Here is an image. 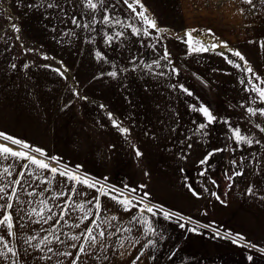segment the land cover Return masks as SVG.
<instances>
[{"label":"snow or ice","instance_id":"6c2138e0","mask_svg":"<svg viewBox=\"0 0 264 264\" xmlns=\"http://www.w3.org/2000/svg\"><path fill=\"white\" fill-rule=\"evenodd\" d=\"M12 3L24 15L40 12L48 20L46 28L53 33L52 39L58 44H71L72 38L80 39L81 34L91 33L83 34L82 39L89 45L96 63L101 67L92 79L108 77L116 81L126 93L124 100L133 108L136 105L129 80L132 74H137L136 78L144 81L142 87L146 95L152 94L153 82L158 84L161 78L166 81L167 89L182 91L190 97L194 95L192 88L179 80L182 70L173 63V53L167 46L166 35L174 37L185 46L182 50L185 57L193 53L214 52L218 46H224L227 54L220 52L219 55L234 68L240 69L243 65L247 73L237 77L240 91L245 93L244 97L237 105H229L241 109L239 121H233L231 115L215 113L199 97H196L198 104L189 103L187 108L200 113L202 117L199 121L192 120L196 133L202 139L209 136L210 125L223 123L227 130L225 141L231 142L232 152L240 154L230 162L234 167L225 169L224 176L228 184L223 193L203 182L202 191H198L190 182L187 187L195 198H201L207 193L220 203L227 204L225 197L228 190L237 186L234 178L244 177L247 165L253 164V180H249L242 194L264 202V167L261 166L264 165V153L254 148H264V73L252 66L241 49L232 47L228 40L216 36L211 27H187L182 30V34H177L159 25L144 0H12ZM241 4L247 7H238L236 11L240 14H259L255 12L258 7L256 0H241ZM259 7L264 11V0H259ZM3 11V5L0 4V14ZM14 19L19 21V17L7 15L10 29L17 34L15 40L21 42L22 52L55 61L56 57L44 51L43 46L29 47L22 40L18 35L22 26L19 22L11 23ZM97 23L99 29L95 27ZM69 24L75 27H67ZM59 25L65 27L60 29ZM77 30H80V34ZM206 34H211L212 40L216 42L206 40ZM96 36L102 40L104 49L114 53L118 50L120 63L105 50L96 47ZM3 39L4 36H0V40ZM248 43H257L264 48V36L253 37ZM142 49H150L155 58L146 59V51ZM16 59L13 57V62H10L11 70L18 69ZM32 66L54 70L60 77L67 79L68 69L62 59L58 61V66L53 63L37 65L36 60L31 58L19 63V68L23 70ZM104 66H107L106 70ZM198 78L205 85L209 83L202 76ZM71 93L63 109L73 105V97L85 101L89 99L86 95L82 96L77 87H72ZM98 108L104 110L111 126L130 144L135 156L142 157L141 147L131 136L133 128L139 127L135 113L121 117L105 103H100ZM155 108L159 110L162 105L155 103ZM171 116L173 124L169 128V139L178 131L175 119L179 113L172 110ZM125 120L129 123L125 124ZM158 123L163 125L164 121L158 120ZM105 126L101 123V127ZM252 129L258 130L259 138ZM143 135L152 139L159 138L158 132L152 130V125L145 126ZM194 135L188 129L179 144L191 150L193 144L189 141ZM245 146L250 149L247 154L242 151ZM224 150L223 147H206L202 158L197 161L201 166L199 176L206 177L216 187L219 182L208 173L214 155ZM176 155L187 159L183 150ZM0 160H3L0 163V177L6 181L0 182V264H160V255L167 257L166 264H192L187 257L177 262L178 244L163 249V245L170 240L167 229L161 227L163 221L175 222L180 229H188L193 233L210 230L215 237L231 239L234 244L254 249L264 260V245L247 239L241 232H233L231 229L222 232L223 226H217L215 220L205 223L191 214H185L183 209L169 207L155 200L150 191L144 190L146 185L142 183H109L107 176L96 177L85 170L83 164L65 161L61 155L49 154L43 146L3 130H0ZM10 160L13 163H9ZM180 171L183 173L185 169L181 168ZM184 179L187 181L188 177ZM257 179L259 184L254 182ZM204 214L207 215V209H204ZM247 260L256 264L252 252L247 255Z\"/></svg>","mask_w":264,"mask_h":264},{"label":"rangeland","instance_id":"374dc122","mask_svg":"<svg viewBox=\"0 0 264 264\" xmlns=\"http://www.w3.org/2000/svg\"><path fill=\"white\" fill-rule=\"evenodd\" d=\"M144 3L155 15L159 25L177 34H182V30L187 27L213 28L216 36L228 40L232 47L241 49L252 66L258 72L264 73V48L257 43H248L253 37L264 36V11L259 7V0H256L258 7L255 9L259 14L247 16L236 11L240 6L247 7L241 4V0H144ZM0 4L4 10L0 14V36H4V39L0 40V130L43 146L49 154H59L65 161L83 164L84 169L94 176H107L109 183H142L146 185L144 190L150 191L155 200L169 207L183 209L185 214H191L193 209L194 212L207 209L210 219L232 227L233 232H240L243 223L242 227L248 225L253 230L258 226L256 233L261 231L264 235V202L242 194L249 180H253V164L247 165L244 177L234 178L237 186L228 190L225 197L227 204L220 203L207 193L201 198H195L187 187L190 182L198 191H202L203 182L213 190L223 193L228 184L224 176L225 169L234 167L230 162L240 154L232 152L231 142L225 141L227 130L223 123L210 125L209 136L202 139L192 123L193 119L199 121L202 117L200 113L187 108L189 103L198 104L196 97H199L200 101L210 106L215 113L231 115L233 121H239L241 109L229 105H237L244 97L245 93L240 91L237 77H243L247 73L243 65L240 69L234 68L219 55L220 52L227 54L224 46H218L214 52L193 53L185 57L182 52L185 46L174 37L166 35L167 46L173 53V63L182 70L179 80L190 86L194 95L190 97L182 91L173 92L167 89L163 78L158 84L153 82L152 94L146 95L142 87L144 81L137 79V74H132L129 80L133 102L136 105L133 108L124 100L126 93L116 81L108 77L92 79L101 67L96 63L89 45L82 39L83 34L92 35L91 33H83L80 39L72 38L71 44L61 45L52 39L53 33L46 28L48 20L40 12L24 15L12 0H0ZM8 14L19 17V21L14 19L11 23L21 24L22 30L18 35L29 47L43 46V50L55 56L56 60H46L37 54L22 52L21 42L15 40L17 34L13 33L7 21ZM59 27L63 29L65 25ZM67 27L75 26L69 24ZM95 27L99 29V23ZM77 32L80 34V30ZM204 38L216 42L212 40L211 34H206ZM96 39V47L105 50L111 58L117 59L118 63L121 62L118 50L114 53L104 49L100 37L96 36ZM142 51H146V59L155 58L150 49ZM13 57L17 58V70L10 69ZM29 58L36 60L37 65L53 63L57 66L58 61L62 59L67 65V79L60 77L54 70L39 66H32L28 70L20 69L19 63ZM232 58L238 59L235 56ZM104 68L106 70L107 66ZM200 76L209 83L205 85L198 78ZM72 87H77L81 95H86L89 99L85 101L73 97V105L63 109V104L72 95ZM100 103L107 104L110 110L121 117L135 113L139 127L133 128L131 136L141 147L142 157H136L130 144L111 126L104 110L98 108ZM155 103H160L162 108L156 109ZM172 110L179 113V117L175 119L178 131L169 139V128L173 124ZM158 120H163L164 124L160 125ZM101 123L106 126L101 127ZM128 123L125 120V124ZM241 124L243 128V122ZM146 125H152V130L158 132V139L143 135ZM188 129L195 133L189 141L193 144L191 150L179 144ZM252 130L257 132L259 138L258 130ZM206 147L225 149L214 155L208 173L219 182L218 187L211 185L206 177L199 176L201 166L197 161L202 158ZM254 148L264 153L261 146ZM180 150L184 151L187 159L176 155ZM242 151L247 154L250 149L245 146ZM181 168L185 169V172L182 173ZM185 176L188 177L187 181ZM254 182L260 183L258 179ZM252 202L259 207L258 217L255 208L251 210V205L255 207ZM242 208L246 210L243 217L249 219L248 224L247 221L244 223L240 220ZM195 217L201 219L199 215ZM166 229L170 240H175L173 234L182 230L175 222L169 221ZM183 254L178 252L177 256ZM166 260L167 258H164L159 261Z\"/></svg>","mask_w":264,"mask_h":264},{"label":"crops","instance_id":"0c3cea01","mask_svg":"<svg viewBox=\"0 0 264 264\" xmlns=\"http://www.w3.org/2000/svg\"><path fill=\"white\" fill-rule=\"evenodd\" d=\"M0 163H3V160H0ZM9 163H13V161L10 160ZM0 182H6V181H3V177H0ZM224 182L226 183V181ZM49 199H51V197H49ZM194 199L195 198H193V200ZM253 204L255 205V207L251 205V210L255 208L256 216L258 217L259 214H257V210L259 207L257 204L255 203ZM244 208L241 209L242 214L240 216V220L244 221V223L247 221L246 224H248L249 219L247 217L246 218L243 217L246 213V210ZM208 214H209L208 211H207V215H205L204 210L201 212H194V209L191 213V215L193 216L199 215V217L203 221L206 220L204 221L205 223H209L212 221V219H210ZM160 219L162 220V218ZM220 225L221 224L217 222V226ZM242 225L240 227V232L243 233L247 239H251L255 243H260L264 245V235L261 234V231L256 233V231L259 229L258 226L256 227L255 230H253L248 225H246V227H242ZM166 226H167V221H163L161 227L166 228ZM222 226H223L221 228L222 232L225 229H232V227H228L226 224H223ZM33 227H35V225H33ZM44 227L47 228L49 227V225H44ZM188 227L190 228L191 225L189 224ZM250 229H252V231ZM184 230L182 229L180 232L174 233L173 236L175 237V240L173 238L172 240L168 241V243L163 245L164 250L170 247H174L176 244L180 246L177 252L184 254L183 256L176 257L177 262L179 261L180 258L187 257L188 260L192 262V264H252V262H249L247 260V255L249 254V252H252L256 264H264V260H262L261 257L256 254L254 249H249L245 247L243 244L237 245L232 243L231 239L215 237V234L207 229H203L200 232H196V233H193L188 229H184ZM9 239L11 240L13 238L9 237ZM164 258L167 257L164 255H160L159 260H163ZM166 262L167 260L165 262H160V264H166Z\"/></svg>","mask_w":264,"mask_h":264}]
</instances>
